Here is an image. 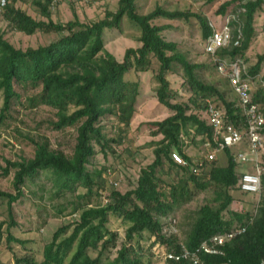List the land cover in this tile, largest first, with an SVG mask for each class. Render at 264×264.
Instances as JSON below:
<instances>
[{
    "label": "trees",
    "instance_id": "obj_1",
    "mask_svg": "<svg viewBox=\"0 0 264 264\" xmlns=\"http://www.w3.org/2000/svg\"><path fill=\"white\" fill-rule=\"evenodd\" d=\"M51 2L32 0L45 20L32 18L14 4L4 5L1 12L16 32L25 35L38 32L56 34L58 38L44 46L21 50L9 44L0 30V93L3 99L0 123L7 119L12 103L21 101L20 91L32 90L35 94L27 97L28 107L33 109L43 105L53 109L56 121L50 125L54 130L76 126L71 157L49 150L47 141L35 142L31 159L6 161L5 167L1 168L4 176L10 170L14 171V193L0 192V201L6 200L8 214L6 222L0 224V242L4 227V244L9 247L13 243L25 251L22 257L14 258V264H149L150 259L146 255H155L152 247H157V253L180 255L184 250L191 253L203 241L237 227H245V231L217 247L215 254L198 253L200 263L264 264V163L260 198L254 215L233 212L227 217L226 212L234 201L232 191L245 195L237 188L240 164L230 149L223 150L227 158L224 167L218 166L216 159L193 160L187 153L194 140L200 138L204 146L206 140L212 139V130L203 118L206 100L225 110L227 119L235 125L241 119L237 100H227L216 85L202 82L197 73L203 66L188 61L178 51L176 43L164 38L163 33L170 28L169 25L154 23L158 19L188 21L191 17L196 18L206 41L212 31L207 19L190 12L165 10L161 6L141 14L138 0H117L116 10H107L99 20L82 23L76 18L55 22L49 12ZM258 11H264V0H225L219 6L217 15L234 13L233 16H237L230 26L233 38L237 37L238 27L241 37L237 46L231 43L217 51L218 58L242 59L255 35L254 18ZM124 18L139 31V45L126 49L120 62L105 50L103 37L105 31L121 30ZM152 60L158 65L156 99L168 110L165 118L146 124L149 136L154 139L151 142L153 161L139 170L133 188L124 193L113 189L105 194L98 187L96 176L87 169L98 153L96 147L103 153L107 150L114 153L111 144L115 141L106 137L101 120L115 116L123 125H129L135 112L139 84L125 80V75L131 71H146ZM263 63L264 54H260L248 69L253 79L260 73ZM173 66L181 69L182 86L190 93L187 101L173 102L178 96L170 91L166 79ZM262 82L264 74L259 85L252 89V100L264 114ZM172 152L179 153L187 165L175 164ZM208 163L209 168H205ZM165 168L168 172H164ZM173 172L188 176L180 178L177 184L163 179V175ZM39 173L48 177L56 194H76L74 211L78 213L77 219L55 230L51 240L42 248L41 261L33 257L26 241L10 232L16 225L12 205L23 197L22 187L26 179ZM97 176L99 178L101 173ZM189 184L201 191L211 190L212 198L195 211L193 222L184 240L180 241L178 233L163 232L166 224L161 219L168 218L176 206L190 200ZM80 188L84 192L77 194ZM100 198L102 202L98 200L93 204L94 199ZM110 216L126 226L124 241L115 250L113 258L110 257L117 247L118 234L108 227ZM144 235L154 239L148 248L141 243L146 239ZM164 264L191 262L180 257L178 260H166Z\"/></svg>",
    "mask_w": 264,
    "mask_h": 264
},
{
    "label": "rangeland",
    "instance_id": "obj_2",
    "mask_svg": "<svg viewBox=\"0 0 264 264\" xmlns=\"http://www.w3.org/2000/svg\"><path fill=\"white\" fill-rule=\"evenodd\" d=\"M225 0H138L139 13L146 14L156 6H161L169 11H182L198 14L206 18L209 26L218 28L223 23V16L217 15L219 6ZM8 4H14L16 8L24 10L28 15L36 20H45L39 8L32 3V0H11ZM117 0H55L54 5L50 4L49 12L55 22H68L78 19L82 23H90L104 17L107 10L115 11ZM229 15H234L231 13ZM236 18V17H235ZM158 25L167 24L170 28L164 31V38L177 44L178 51L191 63L201 64L203 68L198 71L199 79L206 84L216 85L224 93L227 100H234L236 97L232 93L227 79L217 71L212 57L205 51V41L202 38L200 22L191 17L188 21H168L158 19L154 21ZM255 35L253 36L248 50L242 57L246 70L257 61V56L264 54V11H258L254 18ZM0 30L4 34V39L16 49L26 50L27 48H37L47 45L58 38L56 34H44L41 32L33 35H25L13 30L4 20L0 13ZM104 47L112 54L117 61H122L126 49L136 48L139 38L137 28L128 23L124 18L121 30H109L104 33ZM158 65L152 60L149 69L146 71H131L125 75V80L137 81L139 93L135 104V112L129 125L125 126L119 122L117 117H106L101 120L104 134L107 138L113 139L111 144L114 153L107 150L105 153L99 151L91 159L87 169L96 177L98 187L108 194L115 189L124 193L133 188L142 167L153 161L151 142L154 140L149 136V128L146 125L152 121H159L165 118L168 110L161 106L156 99L155 91L158 87L156 81ZM264 74V63L260 73L254 78L252 89L259 85ZM169 82V89L176 93L178 97L173 102L187 101L190 93L182 86L183 77L181 69L173 66L172 70L166 74ZM22 98L20 102H13L7 119L0 123V192L14 193L12 186L13 170L4 176L1 168H4L6 161L14 162L20 159H31L34 155V143H44L47 141L49 150L62 153L66 157H71L76 138V126L67 127L62 130H54L50 124L56 121L55 111L47 106L40 105L36 108H29L27 97L35 94L32 90H21ZM3 99L0 93V109ZM158 140V139H157ZM236 156L240 152H247L245 142L234 145L230 149ZM188 155L193 160L202 161L207 155L200 138L187 149ZM217 165L224 167L227 158L223 151L215 154ZM210 163L204 166L209 168ZM239 174L253 173L254 167L251 164H240L237 169ZM164 172H168L164 169ZM101 173L98 178L97 174ZM187 174L178 175L175 172L170 175H163V179L177 184L180 178ZM191 192L190 200L174 208L173 213L166 219H161L166 224L163 232L171 234L178 233L180 241H183L186 232L193 222L195 211L212 198L211 190H198L189 184ZM23 197L12 205L13 219L15 226L11 228V233L17 238L26 241L27 249L31 250L37 261L42 259V248L51 240L55 230L74 219L78 218V213L74 211L76 194L70 192H59L56 194L51 181L44 173L26 179L23 187ZM84 192L78 189L77 194ZM234 201L229 206L226 216L231 213H250L254 215L259 196L245 194L241 195L232 191ZM103 201L94 199L93 204ZM6 200L0 201V224L7 220ZM173 224H176L177 227ZM108 227L117 232L116 248L112 250L111 257L115 256V250L124 241L125 225L116 217L110 216ZM0 242V264H14V258L22 257L25 253L22 246L11 243L4 244L6 231L2 228ZM174 233V232H173ZM142 240L144 248H148L153 237ZM157 247H152L155 255H146L150 259L149 264H164L163 254L157 253Z\"/></svg>",
    "mask_w": 264,
    "mask_h": 264
},
{
    "label": "built area",
    "instance_id": "obj_3",
    "mask_svg": "<svg viewBox=\"0 0 264 264\" xmlns=\"http://www.w3.org/2000/svg\"><path fill=\"white\" fill-rule=\"evenodd\" d=\"M10 2L11 0H0V13L3 11V6ZM54 3L55 0H52L51 4L54 5ZM234 19L237 18L233 15H226L223 16V23L218 28L213 29L211 26V34L205 41V51L212 57L217 71L227 79L231 91L236 97L241 119L235 125L227 119L225 110L218 108L213 101L206 100L203 118L206 125L212 130V139L205 141L204 147L207 149V155L204 158L206 161H212L215 159L216 152L231 149L234 145L245 142L247 152H240L234 158L238 164L253 165L254 172L240 174L237 188L244 194L259 196L263 172L262 164L264 163V114L261 107L252 100L254 79L249 75L242 59L237 58L231 61L220 59L216 55L217 51L228 47L231 43L234 46L239 44L240 27L237 28V37L234 39L232 36L233 30L230 24ZM262 86L264 87V82H262ZM184 143L187 142L184 140ZM171 158L177 165H187L177 152H172ZM244 231L245 227L234 228L230 232L217 234L203 241L195 252L190 253L184 250L180 255L164 253L163 259L164 261L178 260L181 257L189 260L191 264H202L199 261L198 253L215 254L218 252L217 247L223 246ZM173 232L176 233V231Z\"/></svg>",
    "mask_w": 264,
    "mask_h": 264
}]
</instances>
